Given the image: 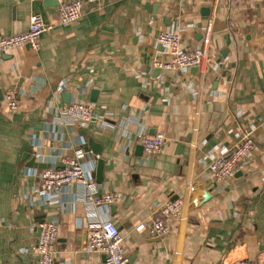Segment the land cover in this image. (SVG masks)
Segmentation results:
<instances>
[{
    "label": "crops",
    "instance_id": "0c3cea01",
    "mask_svg": "<svg viewBox=\"0 0 264 264\" xmlns=\"http://www.w3.org/2000/svg\"><path fill=\"white\" fill-rule=\"evenodd\" d=\"M72 1L0 0V38L25 32L32 15L52 26L39 51L0 56V264H37V226L52 221L55 264H104V255L86 250L93 214L120 231L126 264H264V0H104L86 4L78 23L62 24L58 8ZM171 29L184 49L208 41L204 77L197 68L153 66L166 59L157 37ZM74 101L94 107L93 123L54 127L56 110ZM244 131L256 143L252 159L216 185L209 163ZM157 133L166 139L162 153L138 150L140 137ZM77 150L88 152L85 163L103 160L100 194L122 198L105 214L79 200L75 186L51 205L35 193L30 171L61 167ZM176 198L181 217L168 236H154L158 205Z\"/></svg>",
    "mask_w": 264,
    "mask_h": 264
},
{
    "label": "built area",
    "instance_id": "2783aa9c",
    "mask_svg": "<svg viewBox=\"0 0 264 264\" xmlns=\"http://www.w3.org/2000/svg\"><path fill=\"white\" fill-rule=\"evenodd\" d=\"M104 0H76L62 3L58 8L59 20L62 24L73 25L84 17L86 4H99ZM243 2L245 0H232ZM212 22V19H210ZM52 29L40 15H32L29 27L25 32L0 38V56L28 47L33 51H39L41 37ZM157 43L162 47L166 59H157L153 66L161 71L180 73L183 70L197 68L200 76L206 74V65L209 60L210 47L206 40L203 45L192 49L182 47V35L174 29L161 31L157 37ZM197 94H199L197 92ZM6 104L9 113L18 109V98L15 91H10L6 96ZM96 119L95 109L91 104L74 101L65 108L54 113V127L66 128L79 125H90ZM103 127H111L102 123ZM64 140V139H62ZM166 139L164 134L143 135L138 145L143 147L144 153L152 155L162 153ZM81 145H86L81 138ZM41 146H37L35 157H41ZM256 151V143L248 131H244L240 140L227 152L217 155L209 163V170L216 185H223L234 179L236 172L252 159ZM88 157L85 150H77L72 158L62 160L61 167H49L41 172L31 170L30 174L38 177L39 185L35 193L42 197L45 204L59 203L60 196L70 187L75 186L78 191V199L88 202L94 208L102 211V214L110 210L114 204L122 200L118 194H100L99 185L96 182V169L98 159H92L85 163ZM190 186L188 182L186 188ZM73 196L72 204L75 205ZM183 202L180 198L169 199L158 205L153 219L151 233L163 238L169 235L170 223L181 217ZM91 211L93 209L91 208ZM40 232L36 252L37 264H55V245L59 238V224L56 221L43 222L37 226ZM88 241L86 250L88 253L104 255V264H126V251L122 245V236L118 228L109 219L96 218L93 214L89 217L87 225ZM236 264H257L251 260H240Z\"/></svg>",
    "mask_w": 264,
    "mask_h": 264
},
{
    "label": "water",
    "instance_id": "95a60500",
    "mask_svg": "<svg viewBox=\"0 0 264 264\" xmlns=\"http://www.w3.org/2000/svg\"><path fill=\"white\" fill-rule=\"evenodd\" d=\"M99 91L96 89L92 90L91 93V100L92 102H96V98L98 96ZM65 100H67L68 103H70L71 101V95L69 93L64 95ZM90 147H92V151L95 155L100 156L101 151H100V147H96V143H94V141L92 139H90L89 141ZM138 150L143 151V147L140 146L138 147ZM103 169H104V162L102 159H98V163H97V170H96V181L98 183H100L103 179Z\"/></svg>",
    "mask_w": 264,
    "mask_h": 264
}]
</instances>
